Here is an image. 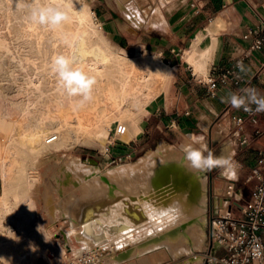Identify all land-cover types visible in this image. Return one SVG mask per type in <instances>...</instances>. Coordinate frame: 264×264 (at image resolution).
Segmentation results:
<instances>
[{
	"label": "bare ground",
	"instance_id": "6f19581e",
	"mask_svg": "<svg viewBox=\"0 0 264 264\" xmlns=\"http://www.w3.org/2000/svg\"><path fill=\"white\" fill-rule=\"evenodd\" d=\"M18 2L0 0V81L12 86L8 92L0 85V133L7 135L0 138V263L81 264L67 256L70 247L87 264H204L208 177L188 167L183 149L160 140L135 161L108 169L66 151L108 138L113 127L124 128V140L136 136L172 67L153 52L120 53L83 0H40L66 11L56 29L29 19L34 0ZM224 25L219 17L213 30ZM59 54L75 57L95 81L82 105L58 88L50 65ZM56 154L42 182V207L50 228L65 220L61 235L43 216L35 221L30 194L39 177L32 165ZM217 199L215 209L224 213L228 199Z\"/></svg>",
	"mask_w": 264,
	"mask_h": 264
},
{
	"label": "crops",
	"instance_id": "0c3cea01",
	"mask_svg": "<svg viewBox=\"0 0 264 264\" xmlns=\"http://www.w3.org/2000/svg\"><path fill=\"white\" fill-rule=\"evenodd\" d=\"M134 2L124 20L100 13L107 37L119 50L126 52L125 47L130 46L158 54L172 67V75L164 91L146 105L144 128L131 139V151L137 147L149 150L152 141L157 144L160 140L183 149L192 143L193 135L201 136L208 150L230 161L206 171L210 193L217 195V200L233 184L237 197L246 201L254 187L248 176L259 159L258 149L264 146V134L256 133L264 129V112L247 117L238 126L242 109L233 108L226 100L231 93L244 94L249 88L264 95V40L261 48L250 49L253 40L246 38L254 28L262 29L264 38V0ZM219 17L225 25L214 31ZM213 36L219 39L218 50ZM210 45L214 50L210 72L206 77L193 76L185 51ZM241 63L243 71L237 66ZM230 69L235 71L234 78L228 82L217 79ZM244 137L247 143H242ZM260 235L264 240V229Z\"/></svg>",
	"mask_w": 264,
	"mask_h": 264
},
{
	"label": "built area",
	"instance_id": "2783aa9c",
	"mask_svg": "<svg viewBox=\"0 0 264 264\" xmlns=\"http://www.w3.org/2000/svg\"><path fill=\"white\" fill-rule=\"evenodd\" d=\"M264 25V17L262 18ZM252 38L250 49H259L263 44L262 29L254 28L246 38ZM235 71L230 69L220 74L217 79L228 82L234 78ZM211 85H216V80ZM251 111L242 108V115L237 117L238 126H242L247 117L256 116V105H250ZM124 128L116 129V134ZM258 135L264 134L257 130ZM247 138L242 143H247ZM259 159L252 168L248 181L254 182L249 199L238 198L233 184L228 185L224 193L227 197L225 212L215 210L211 216L210 250L205 255V264H264V240L260 231L264 229V146L258 149ZM77 261V260H76ZM75 263V262H74Z\"/></svg>",
	"mask_w": 264,
	"mask_h": 264
},
{
	"label": "clouds",
	"instance_id": "9594fccd",
	"mask_svg": "<svg viewBox=\"0 0 264 264\" xmlns=\"http://www.w3.org/2000/svg\"><path fill=\"white\" fill-rule=\"evenodd\" d=\"M21 3H23V0H19L17 7ZM27 7L30 9L29 19L39 25H45L49 29H56L68 20L66 11L59 4L42 6L40 0H34ZM212 40L216 45L215 50H218V37L213 36ZM184 57L192 70L193 76H203L207 75L211 70L214 62V50L211 45L203 49L198 46L191 47L185 51ZM237 66L241 71L244 70L242 63ZM50 68L56 75L58 88L68 97L79 96L81 105L92 98L91 94L95 81L83 68L75 66V57L65 54L56 55L51 61ZM226 102L235 109L242 108L245 111H251L250 105L254 104L257 112H264V95H261L254 88L245 89L244 94L231 93L227 97ZM191 140L192 143L183 148L185 159L190 169L210 171L230 163L226 158L216 156L212 151L208 150L207 145L203 143V137L193 135ZM29 210L33 209L29 208ZM38 231H40V228H38ZM13 239H16V237L14 236ZM45 241L48 242L49 240L45 238Z\"/></svg>",
	"mask_w": 264,
	"mask_h": 264
},
{
	"label": "rangeland",
	"instance_id": "374dc122",
	"mask_svg": "<svg viewBox=\"0 0 264 264\" xmlns=\"http://www.w3.org/2000/svg\"><path fill=\"white\" fill-rule=\"evenodd\" d=\"M85 3H87L90 8L93 10L95 17L94 19L98 24L102 27V33L103 35L111 42V40L107 37L110 35L106 33V28L103 26L100 22L101 17L99 16L100 13H103L106 17H114L117 20H124L125 16L130 13L131 7H133L135 4L134 0H83ZM127 13V14H126ZM113 44V43H112ZM114 45V44H113ZM115 46V45H114ZM116 47V46H115ZM139 47L133 48V47H125L126 52L119 50L120 53L127 55V56H133L135 55L139 50ZM140 49V48H139ZM138 50V51H137ZM3 74V71H0V75ZM19 79L24 78L23 75L18 74ZM7 76V75H6ZM4 83L2 85V83ZM9 82V79H3L0 81L1 88H6V91H10L11 85L9 86V82L7 85L5 84ZM3 86V87H2ZM8 86V87H7ZM9 88V89H8ZM8 89V90H7ZM147 113V112H146ZM143 114V119L145 114ZM2 135V136H1ZM123 135L116 134V128L113 127L110 130L108 138L96 141L94 143L89 142H81L76 144H70V148L67 151V155H73L78 156L83 161L89 162L93 165H96L102 169H108L112 167L113 165L120 163V162H127L130 163V161H135L138 159V157H141L146 153L148 150H144L143 148L137 147L134 151L132 150V138H129L128 140H124L122 138ZM7 135L5 133H0V138L6 139ZM155 142V141H154ZM153 141L151 142V148H154L157 146ZM58 155H52L50 159L47 161H39V164H33L32 170L36 171L39 174L38 179H35L32 182V186L30 188V194L36 204V222L40 217L43 216L44 218V224L45 227L49 230H52L54 233L61 235L62 229H68L67 223H65L64 219H59L54 226L50 228L51 221L46 216V213L42 207L43 203V179H47L50 177V174L52 173V170L54 168L53 165H55L54 162H56ZM92 161V162H91ZM54 163V164H53ZM49 165V166H48ZM42 176V177H41ZM44 176V177H43ZM208 177V176H207ZM40 180V181H39ZM38 182V183H37ZM36 186V187H35ZM1 188V185H0ZM216 196L214 193H210L208 190V211H207V222L205 226L206 231V243L205 247L202 250V255L208 254L210 250V232H209V226L211 221V216L213 212L215 211V204L218 201L216 200ZM43 209V210H42ZM224 210V209H223ZM46 216V217H45ZM50 224V225H49ZM61 231V232H60ZM56 238V237H55ZM58 239V238H56ZM75 244H77L75 242ZM66 254L68 257L72 259V261L80 262L81 264H87V260L81 259L76 257L72 249L69 247L66 250ZM77 258V259H76ZM205 258V256H204ZM205 261V259H204ZM1 264V263H0ZM35 264H52L51 262H48L44 260L43 258H40ZM162 264V263H160ZM164 264V263H163ZM205 264V263H204Z\"/></svg>",
	"mask_w": 264,
	"mask_h": 264
}]
</instances>
